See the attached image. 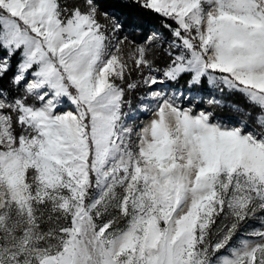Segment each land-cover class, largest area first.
I'll use <instances>...</instances> for the list:
<instances>
[{"label":"snow or ice","instance_id":"1","mask_svg":"<svg viewBox=\"0 0 264 264\" xmlns=\"http://www.w3.org/2000/svg\"><path fill=\"white\" fill-rule=\"evenodd\" d=\"M0 264H264V0H0Z\"/></svg>","mask_w":264,"mask_h":264},{"label":"trees","instance_id":"2","mask_svg":"<svg viewBox=\"0 0 264 264\" xmlns=\"http://www.w3.org/2000/svg\"><path fill=\"white\" fill-rule=\"evenodd\" d=\"M142 19H143L142 27L144 28L145 31H147L151 27H157V28L160 27L158 17H154L149 14V15L144 16Z\"/></svg>","mask_w":264,"mask_h":264},{"label":"rangeland","instance_id":"3","mask_svg":"<svg viewBox=\"0 0 264 264\" xmlns=\"http://www.w3.org/2000/svg\"><path fill=\"white\" fill-rule=\"evenodd\" d=\"M163 31V29H161ZM148 119H150L149 115L142 114L140 117L141 122H146Z\"/></svg>","mask_w":264,"mask_h":264}]
</instances>
